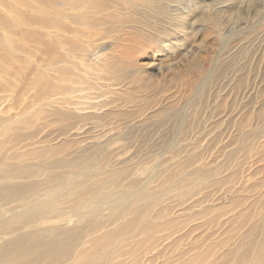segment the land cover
Instances as JSON below:
<instances>
[{
    "label": "rangeland",
    "instance_id": "1",
    "mask_svg": "<svg viewBox=\"0 0 264 264\" xmlns=\"http://www.w3.org/2000/svg\"><path fill=\"white\" fill-rule=\"evenodd\" d=\"M125 1L113 0L115 9L127 6ZM170 10L171 15L165 16L164 27L152 36L146 32L133 33L126 26L117 28L119 21L101 8L93 12L94 19L98 18L96 21L85 20L79 22L81 25H75L90 37L82 38L81 32L67 35V39L56 36L61 39L59 44L45 31L41 49L35 53L30 48L25 62L19 60V51H9L1 40L0 119L2 124L16 120L14 125H19L16 113L23 109L27 123L24 130L28 134L25 146L28 152L23 155V160L28 162L25 172L29 177L27 183L34 184L38 192L73 187L69 185L71 180H78L77 175L87 171L93 170L91 173L101 176L98 170L104 163L128 168L125 182L135 177L137 185H143L152 174L149 169L141 171L142 162L138 161L149 151V164L158 162L157 170H170L177 175L175 180L179 175L183 176V182L171 192L166 190L170 183L162 175L156 174L155 182L150 186L164 194L160 204L164 203L167 208L161 213V219L170 222L171 237L186 234L180 244L181 249L191 255L190 260L193 259L189 264H233L234 257L247 249L253 254L254 247L264 235V122L256 118L258 111L264 117V28L261 32H257V28L249 33L241 32L245 26L264 23V0H207L195 7L182 2L173 3ZM93 14L91 11L89 17ZM231 18H236V33L227 35ZM215 21L224 25L223 36L216 32ZM105 25L116 30L107 36ZM97 35L101 37L100 44L91 39ZM70 44L74 45L71 51ZM9 56L13 57L8 60L13 65L6 62ZM104 56L119 61L128 57L127 65L134 71L133 81L122 88L116 85L113 89L120 93L125 91L134 99L133 104L141 106L133 122L139 128L151 124L153 118L152 124L162 119L160 132L167 130L165 135L169 134L171 139L179 131L174 122L184 119L187 127L181 130V134L190 135L189 131L196 127L190 124L195 121L190 107L192 100L201 95L204 99L201 121L192 134L198 133L197 129L206 137L220 133L221 140L209 144L202 141L193 147H181L182 143L123 147L121 142L105 146V139L119 134L122 129L111 125L113 128L108 131L105 127L91 130L89 124L80 129L76 126L66 136L59 135V122L55 117L58 112H77L71 106L73 100L69 106V103L60 102V97L70 96L68 92L72 90L77 95L84 82H94L92 77L84 75L82 63ZM14 71L19 75L12 87L16 93L22 88V98L19 97V103H16L17 95L12 93L16 107L9 110L7 102L2 101L9 91L3 79ZM245 74L246 79H243ZM239 78L242 79L240 84ZM133 104L129 103L127 107ZM147 116L152 118L143 119H148ZM215 121H219L218 127L210 130ZM88 122L94 125L97 119ZM99 131L101 137H96L97 140L90 137ZM67 136L76 140L72 146ZM55 145L61 147L57 154L45 151L37 160L32 156L36 148L46 150ZM104 150L112 154V159L107 162L99 161ZM191 154L198 158L195 163L182 164L183 158ZM216 169L219 172H215ZM198 171L204 175L192 178ZM122 188L128 190L131 187L124 184ZM102 190H106V186ZM116 194L117 190L106 195V200L115 198ZM251 225L259 226L257 232L251 234ZM169 242L170 239H164L159 244L166 250ZM167 251L170 252L166 256H174L176 252ZM250 253L247 261H243L246 264L255 257ZM131 255L134 257L136 253ZM163 259H155L153 264H161ZM172 259V264H178L176 256ZM113 260L116 262L115 258Z\"/></svg>",
    "mask_w": 264,
    "mask_h": 264
},
{
    "label": "bare ground",
    "instance_id": "2",
    "mask_svg": "<svg viewBox=\"0 0 264 264\" xmlns=\"http://www.w3.org/2000/svg\"><path fill=\"white\" fill-rule=\"evenodd\" d=\"M125 2L127 6L115 9L113 0H0V42L2 40L3 47L9 51H19V60L25 62L30 48H33L35 53L41 49L43 32L46 31L56 39L55 42L60 44L62 42L58 37L67 39V35L81 32L79 28H75V25H81L79 22L85 20L89 22L95 20L97 17L95 16L94 19L93 12L101 8L105 13L107 12L108 16L112 14L119 21L117 28L126 26L133 33L145 34L146 32L147 35L154 36L155 31H160L164 27L165 16L171 15L170 9L173 3L188 2V6L195 7L207 0H126ZM109 8L111 10L108 11ZM91 11L93 15L89 17ZM235 19L231 18L228 21L230 29L226 31L227 35L236 33ZM102 21L105 22V20ZM217 23L214 28L219 36H223L225 27L221 21ZM263 24L256 22L251 24V27L245 26L246 31L241 30V32L249 33L251 29L256 28L257 32H261L264 28ZM105 27L107 36L116 30L107 25ZM80 36L90 37L84 32H81ZM100 38L97 35L91 39L94 43L100 44ZM69 48L70 51L73 50L74 45L70 44ZM10 58L13 57L9 56L6 62L8 65H13L14 63L8 61ZM127 58L125 56L123 61H119L117 58L109 59L104 56L92 62L82 63L84 75L88 78L92 77L95 83L84 82L85 85L78 89L77 95H74L75 91L72 90L68 92L70 96H63L65 100L60 97V102L69 103V106L70 101L73 100L74 103L71 106H74L77 112L75 114L66 110L58 112L55 117L59 122V135L66 136L76 126L80 129L89 124L91 130L105 127L108 131L113 128H110L111 125L122 129L119 134L108 136L105 139V146L121 142L123 147L134 144L141 147H154L165 143H171L170 145L182 143L181 147L187 145L193 147L202 141L209 144L218 143L221 140L220 133H213L212 136L206 137L197 129L198 133L192 134L195 133L194 129L201 121L200 112L204 104L201 95L192 100L190 107V114L195 120L190 124L196 125L189 131L190 135L184 133L182 136L181 134V130L187 127L184 119L174 122L178 125L179 131L175 134V138L172 136L171 139L169 134L165 135L167 130L160 132L162 119L152 124L155 121L153 118L152 123L146 125L150 128H139L134 124L141 106L133 104L134 99L125 91L120 93L113 89L116 85L122 88L126 83L133 81L134 71L127 65L129 63ZM18 75L14 71L7 76L8 78L3 79L8 84L9 91L2 97V101L7 102L9 110L16 107L19 97L22 96V88L16 93L12 87ZM246 76L247 74L242 78L246 79ZM240 80L242 79H238V84ZM12 93L17 95L16 103L12 100ZM2 103L5 104V102ZM129 103L133 105L127 107ZM22 110L20 108V111L16 113L19 125H14L16 120L12 123L4 122L3 125L0 119V264H153L155 259L161 257L164 258L161 264H172L174 256L179 261L178 264L192 262L193 259L190 260L191 255L188 251L181 249L180 242L186 234L176 238L171 237L173 233L169 230L170 222H163L161 219V213L167 208L164 203L160 204L164 194L150 186L151 182H155L156 174L162 175L170 183L166 190L171 192L183 182V176L179 175V178L175 180L177 175L170 170L166 168L161 172L160 168L157 170L158 162L149 164L151 154L147 151L143 155L145 157H140L138 161V163L142 162L139 166L141 171L149 169L152 174L148 182H143V185H137L138 181L135 177L125 182L128 168L104 163L98 170L101 176L91 173L93 170L87 171L78 174L77 178L80 177L78 180H71L69 185L73 187H63L62 191L53 192L48 189L38 192L34 184L27 183L29 177L25 169L28 162L23 160V155L28 152L27 149L25 150L28 134L24 130L27 123ZM149 117L143 119L150 120L152 117ZM93 118L97 119V123L91 125L88 121ZM256 118L264 122V117L259 111ZM218 125L219 121H215L210 130L217 128ZM100 132H95L90 137L97 140L96 137L100 136ZM67 137H69L67 138L69 145L72 146L76 140L73 141L71 136ZM60 148V145L46 150L36 148L32 156L37 160L43 152L57 154ZM177 151H180L179 147ZM101 155L103 156L99 157V161L107 162L108 159H112V156L110 157L112 154L105 150ZM197 159L196 155L191 154L183 158L182 164H193ZM142 166L145 167L142 169ZM215 172H219V169ZM203 175L198 171L192 178H200ZM92 184L96 186L91 187ZM124 184L131 188L123 189ZM105 186L106 190H102ZM116 190L118 194L115 198L106 200V195L113 194ZM262 224L264 225V221ZM110 225L112 228L108 229ZM251 227L252 234L257 232L256 228L259 226ZM137 229L139 232L135 235ZM261 232L263 234V231ZM262 236L254 247V251L250 249L255 256L250 264H264V235ZM164 239H170L166 250L159 244ZM253 241L251 243H254ZM167 250L176 252L174 256H171L173 254L166 256L170 252ZM132 252L136 253L134 257L131 255ZM249 253L247 249L237 254L232 263L246 264L243 261L249 257ZM114 258L116 262H113Z\"/></svg>",
    "mask_w": 264,
    "mask_h": 264
}]
</instances>
